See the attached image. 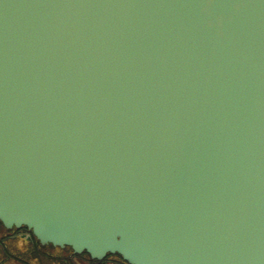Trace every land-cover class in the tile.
<instances>
[{
	"label": "water",
	"instance_id": "obj_1",
	"mask_svg": "<svg viewBox=\"0 0 264 264\" xmlns=\"http://www.w3.org/2000/svg\"><path fill=\"white\" fill-rule=\"evenodd\" d=\"M0 222L76 263L264 264V0H0Z\"/></svg>",
	"mask_w": 264,
	"mask_h": 264
},
{
	"label": "rangeland",
	"instance_id": "obj_2",
	"mask_svg": "<svg viewBox=\"0 0 264 264\" xmlns=\"http://www.w3.org/2000/svg\"><path fill=\"white\" fill-rule=\"evenodd\" d=\"M11 231L9 229H7L1 222H0V263L3 264V259L6 257V251H5V244L4 243H8V249L9 247H11L10 249H12L11 251L16 252L15 254L12 255V259H8V261L5 264H21L17 259H15V255H19L21 257H26L29 259L30 261H34V264H68L67 262H64L62 260H60V256L65 254V253H69L71 252L70 248H65V249H61L59 247H51L48 246L46 248V250L49 251V253H51L52 255H50L49 253L47 254H43L39 257V259L35 260L32 259L33 257L28 255L27 251L25 248L23 247H27L28 243L25 239L22 238H16L17 240H7L6 235H8ZM5 239V240H2ZM17 247V248H15ZM21 248V250L19 249ZM106 264H127L126 262H124L121 257H119L118 255H110L108 256L107 262Z\"/></svg>",
	"mask_w": 264,
	"mask_h": 264
},
{
	"label": "flooded vegetation",
	"instance_id": "obj_3",
	"mask_svg": "<svg viewBox=\"0 0 264 264\" xmlns=\"http://www.w3.org/2000/svg\"><path fill=\"white\" fill-rule=\"evenodd\" d=\"M11 232L6 235V238L7 240H17L19 237L22 238V239H25L28 243V246L27 247H23L25 248L28 253V255L32 256L33 258L32 259H39V257L43 254H47L49 253L48 250H46V248L48 247V245H43L41 244L37 239H28L26 237H23V236H20V235H17V231L16 229H9ZM22 230H26L25 228H22ZM17 238V239H16ZM2 240H5V239H2ZM5 244V251H6V257L3 259V264H5L8 259H12V255L15 254L16 252H13L11 251L12 249H10L11 247H9V249L7 248L8 247V243H4ZM51 247H54V246H51ZM17 248V247H15ZM21 250V248H19ZM61 249H65V248H61ZM71 252L69 253H65L63 255H61L60 257V260L64 261V262H67L68 264H90L89 262H86L85 260L82 261L81 263H76L72 258L74 256L73 252H72V249H70ZM17 254V253H16ZM50 255H52L51 253H49ZM89 259L90 257L89 256H86L84 255V259ZM15 259H17L21 264H34L32 261L29 262V259L26 258V257H21L19 255H15ZM108 259V258H107ZM107 259L105 260H102V261H96V260H93V263L92 264H106L107 262ZM1 264V263H0ZM66 264V263H65Z\"/></svg>",
	"mask_w": 264,
	"mask_h": 264
}]
</instances>
